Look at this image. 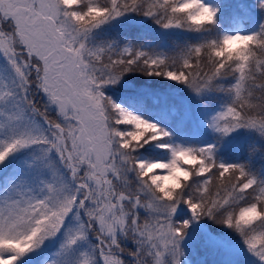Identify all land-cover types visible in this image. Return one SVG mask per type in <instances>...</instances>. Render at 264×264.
Returning a JSON list of instances; mask_svg holds the SVG:
<instances>
[{
    "label": "snow or ice",
    "instance_id": "6c2138e0",
    "mask_svg": "<svg viewBox=\"0 0 264 264\" xmlns=\"http://www.w3.org/2000/svg\"><path fill=\"white\" fill-rule=\"evenodd\" d=\"M0 264H264V0H0Z\"/></svg>",
    "mask_w": 264,
    "mask_h": 264
},
{
    "label": "rangeland",
    "instance_id": "374dc122",
    "mask_svg": "<svg viewBox=\"0 0 264 264\" xmlns=\"http://www.w3.org/2000/svg\"><path fill=\"white\" fill-rule=\"evenodd\" d=\"M158 174H162V173H158Z\"/></svg>",
    "mask_w": 264,
    "mask_h": 264
}]
</instances>
